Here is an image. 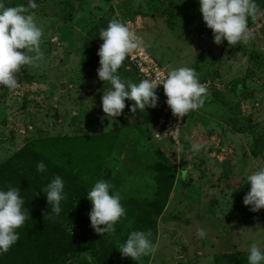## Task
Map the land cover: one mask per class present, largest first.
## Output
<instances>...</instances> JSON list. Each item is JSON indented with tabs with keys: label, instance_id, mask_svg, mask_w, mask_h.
Returning a JSON list of instances; mask_svg holds the SVG:
<instances>
[{
	"label": "rangeland",
	"instance_id": "obj_1",
	"mask_svg": "<svg viewBox=\"0 0 264 264\" xmlns=\"http://www.w3.org/2000/svg\"><path fill=\"white\" fill-rule=\"evenodd\" d=\"M0 3L27 6V0ZM35 3L30 11L42 29L44 60L22 67L15 90L0 86V164L10 160L27 189L36 193L35 160L12 158L29 146L80 184V190L69 185L65 195L70 197L61 201L58 215L76 244L68 262L103 264L96 258L102 242L119 253L129 232L152 234L147 218L140 219L143 212L156 220V237L154 251L140 257L139 264H247L249 244L264 247L261 209L250 212L242 204L249 189L246 175L264 166V0H255L258 12L247 21V41L229 46L212 42L197 0ZM169 5L175 11L174 28L166 22ZM112 19L130 22L166 71L191 67L206 86L204 104L184 117L178 144L160 141L151 132L160 112L158 94L154 108L129 112L132 102L125 99L120 116L102 119L100 98L110 85L96 76V51L102 43L99 31ZM117 75L139 82L125 60ZM216 93L234 107L242 133L225 123L228 109ZM192 143L200 144V150L193 153ZM97 179L112 185L125 210L111 234L99 235L89 225L85 197ZM164 194L158 211L155 204ZM128 203L137 207L130 210L124 206ZM198 226L206 231L204 239L195 235Z\"/></svg>",
	"mask_w": 264,
	"mask_h": 264
},
{
	"label": "clouds",
	"instance_id": "obj_2",
	"mask_svg": "<svg viewBox=\"0 0 264 264\" xmlns=\"http://www.w3.org/2000/svg\"><path fill=\"white\" fill-rule=\"evenodd\" d=\"M198 11L205 27L211 30L212 42L219 45L226 41L227 45L246 42L249 36L247 21L255 19L258 12L255 0H197ZM35 0H27V6L17 4L5 6L0 3V86L15 90L18 86L16 74L23 66H36L44 60L40 49L42 29L36 21L34 12ZM102 41L96 55L98 67L96 76L102 82H108L110 88L100 98L102 119L121 115L125 108V99L131 101L129 112L146 107L154 108L157 104L155 89L162 86L164 103L173 116L180 118L190 111L199 109L208 95L207 88L198 80L195 70L188 66L170 68L161 80L141 79L139 82L125 81L117 75L126 56L133 52L143 53L146 47L143 39L131 32L125 23L118 19L110 20L106 27L99 31ZM22 50V51H20ZM201 145L191 144L193 153L199 151ZM37 173L45 171V164L40 161L35 165ZM249 185L242 197V204L248 206L250 212L264 209V166L257 167L245 177ZM64 183L60 176H54L41 190L50 210L45 215L54 219L61 212V201L65 199ZM90 203L88 212L89 225L99 234H111L114 224L125 214L120 195L112 190V185L103 179H97L86 192ZM28 220V210L19 195L17 187L0 188V254L5 253L19 238L16 229ZM102 225L103 227H98ZM195 235L204 239L206 231L196 227ZM149 231L134 230L119 245L121 257L137 261L140 257L154 251ZM247 264H264V247L253 241L247 248Z\"/></svg>",
	"mask_w": 264,
	"mask_h": 264
},
{
	"label": "trees",
	"instance_id": "obj_3",
	"mask_svg": "<svg viewBox=\"0 0 264 264\" xmlns=\"http://www.w3.org/2000/svg\"><path fill=\"white\" fill-rule=\"evenodd\" d=\"M189 1L192 4L195 3V0ZM170 2H172V0H170ZM166 10L168 12L166 22L171 28H174L175 11L173 5L167 6ZM262 32L264 33V29ZM262 57L264 58V53ZM217 94L219 96L215 97V99L220 101V94L216 93V95ZM209 102V100H206L205 103ZM220 102L224 106L226 105L228 109L224 118L225 123L232 131L242 133L243 128L240 117H237L232 104L227 100H221ZM27 157L34 159L35 163L42 161L45 164V171L37 174L35 186L39 188L36 193L27 189L24 179L13 169L10 160L0 164V188L6 190L8 186L17 187L19 195L24 200V207L28 210V220H26L20 228L16 229L19 233L18 240L7 252L0 254V264H73L71 261H68L72 260L75 256V240L63 228L58 216L54 219H49L45 216L50 210V206L47 205L45 196L43 193H40V190L57 175L63 180L64 193H69L70 184L74 189L80 190V184L76 179L71 177L68 171L53 164L46 156H42L29 146L20 148L12 155L14 159H24ZM66 196L67 195H65V199L70 197ZM166 198V194L162 195L161 202L155 204L158 211H161L164 207ZM71 200L74 204L75 197ZM124 206L130 208V210L137 207L136 203H128ZM139 215L140 219L147 218L149 221V226L151 230H153L150 239L152 243H154L156 237V220L154 218L148 219L147 214L143 212ZM261 215L264 218V209H261ZM96 258L103 264H139L128 257H121L120 253L116 252L110 244L105 242L101 243L100 251L96 254Z\"/></svg>",
	"mask_w": 264,
	"mask_h": 264
},
{
	"label": "built area",
	"instance_id": "obj_4",
	"mask_svg": "<svg viewBox=\"0 0 264 264\" xmlns=\"http://www.w3.org/2000/svg\"><path fill=\"white\" fill-rule=\"evenodd\" d=\"M129 23L126 24L129 30L136 34ZM125 62L126 69L133 70L138 81L141 79H157V77L162 80L167 73L166 69L153 58L146 47L143 53L139 51L129 53L126 56ZM155 93L161 98V106L151 132L158 140H168L170 144L176 145L179 143L185 116L177 118L171 114L170 109L164 103L166 97L163 95L162 86L158 85Z\"/></svg>",
	"mask_w": 264,
	"mask_h": 264
}]
</instances>
